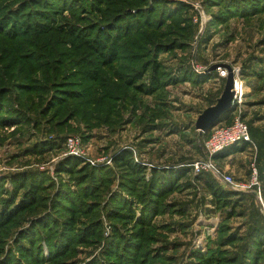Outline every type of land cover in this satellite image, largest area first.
<instances>
[{
  "label": "rangeland",
  "instance_id": "1",
  "mask_svg": "<svg viewBox=\"0 0 264 264\" xmlns=\"http://www.w3.org/2000/svg\"><path fill=\"white\" fill-rule=\"evenodd\" d=\"M45 1L0 0V264H264V0ZM221 65L237 97L200 131ZM235 118L249 139L211 153ZM66 157L81 163L58 172ZM203 160L237 184L216 183L227 198ZM153 170L179 172L174 189L146 196Z\"/></svg>",
  "mask_w": 264,
  "mask_h": 264
},
{
  "label": "trees",
  "instance_id": "2",
  "mask_svg": "<svg viewBox=\"0 0 264 264\" xmlns=\"http://www.w3.org/2000/svg\"><path fill=\"white\" fill-rule=\"evenodd\" d=\"M41 1L44 4H50L49 2H47L45 0H41ZM66 1L68 2V0H66ZM39 2H40V0H39ZM60 5H62V4H60ZM72 5L73 4H68L66 6H69V8H70ZM69 32L72 35L73 33L76 32V30L73 27H71ZM84 42L87 43L90 48H92V49L96 50L97 52H99L101 55H104V53L106 51H108V49H109V52L113 50L112 46H105V45L101 44V42L98 39H95L94 41L93 40H89V39H84ZM154 69H155L154 71L156 72L157 68H154ZM138 74L140 76L141 73H138ZM139 76L138 77H134L133 80L129 82V84H131V85L134 84L135 83V79L136 78H140ZM152 83L153 84H152L151 88L150 87L146 88L143 84L139 85L137 88H138L139 91H142V92H145V93H147L148 91H154L153 88H155V86L157 85V79L155 77V73H154V76L152 77ZM222 119L223 118L219 119V121L222 120ZM243 146H244L243 148H246L245 144H243ZM239 148H241V147H239V145L234 146L233 149H231L232 152H230V153L238 152ZM115 160L119 161L120 159L116 157ZM123 161H124L125 164H129L128 163V158L124 157ZM80 163H81V160L79 158L77 159V158H74V157L73 158L72 157H66L65 159H63L62 161H60L58 163L57 170H58V172L59 171H66V172L70 173ZM178 174H180V173L179 172L176 173L174 171H163L162 173L159 174V171L153 170L152 174L150 176V179L148 181V184H147V189L149 188V192L146 193V196H148L150 193H153V192L158 194L162 190L163 191H162L161 194L172 191L174 189L175 178L178 176ZM183 175H185V174H183ZM209 175H207V178L211 182H207V184H208L207 186H208L209 190L211 191V193L214 196H216L219 200L227 198V196H229V191L224 189V188H222L221 186L217 185L218 183L216 184V181L212 178L211 175L210 176ZM11 180H12V183H13V179H11ZM14 181L18 182V188H22L24 186V185H19V183H21V184L23 183L24 184L26 182L24 179H20V178H15ZM15 185H17V183ZM29 194L25 195L23 197V199L20 201V204L17 207L18 209L19 208H21V209L25 208V206H26L25 204H26V202H28V200H32V198H33V200L35 199L36 195L34 193H33V195H31V194L29 195ZM122 213L123 212H120L119 214H122ZM10 218L11 217H7V220H9ZM262 226L264 227V225H262ZM263 239H264V235H263ZM21 247H22L21 248L22 250L25 249L24 248L25 246L21 245ZM27 250H25V251H27ZM29 252H31L30 249H29ZM29 254H31V253H29ZM195 257L199 258L201 260L202 264H209L210 263V260L206 256L200 258V255L197 254ZM124 260H125V258L122 257L121 261H122L123 264H125Z\"/></svg>",
  "mask_w": 264,
  "mask_h": 264
},
{
  "label": "built area",
  "instance_id": "3",
  "mask_svg": "<svg viewBox=\"0 0 264 264\" xmlns=\"http://www.w3.org/2000/svg\"><path fill=\"white\" fill-rule=\"evenodd\" d=\"M220 75L222 77L226 76L225 71H221ZM237 85L234 84V88ZM235 91V90H234ZM237 94H234V99ZM211 131L210 136L207 139V148L211 153L216 150L222 149L228 145L234 144L236 142H243L249 139V129L245 121L239 118L233 119L228 125H223L219 127H214ZM237 144V143H236ZM195 170L207 171L210 173L212 178L221 186L236 185L232 177L216 168L210 160H203L193 163ZM251 185H258V176L256 167L251 168ZM261 211L264 215V202L261 201Z\"/></svg>",
  "mask_w": 264,
  "mask_h": 264
},
{
  "label": "water",
  "instance_id": "4",
  "mask_svg": "<svg viewBox=\"0 0 264 264\" xmlns=\"http://www.w3.org/2000/svg\"><path fill=\"white\" fill-rule=\"evenodd\" d=\"M220 66L215 64L212 65L210 69H215ZM224 66L228 70L227 77L225 79L223 90L220 96L216 99V102L205 108L201 113L198 114L197 119L195 121V128L200 131H205L210 128L222 114L227 112L232 105V101L234 98V76L230 66Z\"/></svg>",
  "mask_w": 264,
  "mask_h": 264
},
{
  "label": "bare ground",
  "instance_id": "5",
  "mask_svg": "<svg viewBox=\"0 0 264 264\" xmlns=\"http://www.w3.org/2000/svg\"><path fill=\"white\" fill-rule=\"evenodd\" d=\"M234 90H235V93H236V89L234 88Z\"/></svg>",
  "mask_w": 264,
  "mask_h": 264
}]
</instances>
